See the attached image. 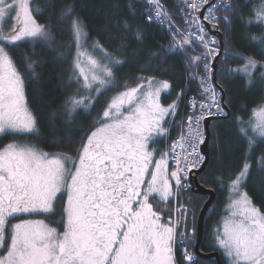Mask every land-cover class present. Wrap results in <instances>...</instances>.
Segmentation results:
<instances>
[{
	"label": "snow or ice",
	"instance_id": "1",
	"mask_svg": "<svg viewBox=\"0 0 264 264\" xmlns=\"http://www.w3.org/2000/svg\"><path fill=\"white\" fill-rule=\"evenodd\" d=\"M144 5L147 21L163 26L170 37L167 47L152 58L163 61L181 55L187 82L197 85L200 99L188 98L191 111L178 119L188 86L164 106L161 95L170 96L172 85L149 76L141 77L135 87L126 83L123 91L105 100L107 93L120 87L115 83V66L124 62L98 41L89 50L88 33L74 5L64 3L57 24L70 26L76 49L69 77L76 87L65 101L66 115L72 118L82 110L81 115L91 116L97 104L105 106L75 156L17 142L0 148V264H200L190 250L195 246L196 211L189 213L192 201L182 197L192 191L191 176L208 183L202 176L207 157L201 145L208 139L207 128L228 118L223 85L217 87L216 75H242L251 83L257 72L264 78V61L237 57L229 53L227 40L222 49L210 35L221 25L231 26L239 8L236 0H179L173 10L163 0H144ZM55 8L48 0V9ZM128 8L134 18L135 3L130 0ZM43 14L36 0H0V136L14 141L39 138L16 57L25 73L34 77L38 61L21 50L51 45V24L39 22ZM247 23L261 29L249 39L264 55V0L252 8ZM123 28L125 39L143 40L142 31H133L127 22ZM235 58L242 60V66L226 68L227 60ZM218 63L225 67L218 70ZM209 117L217 120L205 125ZM172 127L180 130L178 138L167 151L158 152L155 145L169 137ZM237 127L247 150L234 175L215 180L229 194L225 217L215 229V246L228 264H264V211L246 190L252 154L264 145V105L254 108L248 121L238 119ZM255 163L264 172V155ZM57 217L63 231L46 222Z\"/></svg>",
	"mask_w": 264,
	"mask_h": 264
},
{
	"label": "trees",
	"instance_id": "2",
	"mask_svg": "<svg viewBox=\"0 0 264 264\" xmlns=\"http://www.w3.org/2000/svg\"><path fill=\"white\" fill-rule=\"evenodd\" d=\"M37 4L44 10L39 22L51 24L53 40L51 45L41 44L30 51L29 55L38 61L36 75L34 77L25 73L24 66L19 63L18 67L24 75L25 92L28 106L38 122L39 138L27 137L26 140L36 142L40 146L51 151L73 152L80 147L82 139L94 126L97 113L101 112L105 104L96 105L91 116H84L78 111L69 118L65 112V101L69 94V76L72 70V53L74 51L73 39L68 24H57V18L63 4L72 3L76 15L80 18L88 33L87 43L99 42L116 59L123 61L121 65L115 66V83L117 89L107 93L105 100L115 95L117 91H123L126 83L135 87L141 77L154 76L158 80H168L172 85L171 95L163 94L164 104L172 103L175 94L187 85L185 102L181 103L178 119H182L186 110L187 99L196 93L197 85L188 84L187 68L185 59L179 55H170L166 60L153 59V54L160 52L162 47H167L170 42L165 28L158 23H149L143 15L145 10L144 0H131L135 3V17L129 13L130 0H52L56 5L55 10L48 9V0H36ZM169 10H173L179 0H163ZM259 0H236L239 5L237 16L233 18L231 26L224 29L223 25L219 32L222 35L223 47L227 40L229 53L237 57H254L258 61H264L261 49L257 48L249 39L252 35H258L260 28L247 23L249 13ZM173 15L177 21L181 18L175 12ZM131 25L133 31L140 30L144 33L142 41L125 39L127 30L123 28L124 23ZM216 37V36H215ZM217 38V37H216ZM218 39V38H217ZM22 51V50H21ZM223 59L219 57L218 60ZM219 70L224 68L223 64H216ZM242 66L239 58L228 59L226 68L234 69ZM219 80L217 84L224 94V106L229 112L228 118H219L220 122H214L209 127V154L208 162L202 176L207 184L198 182L206 188L212 189L215 201L211 206L212 211H207L204 220V234L201 242V250L211 252L217 249L207 241L210 219H218L222 215L221 202H224L228 194L226 188H221L215 183L219 176L234 175L242 166L246 141L238 135L237 120L248 121L252 110L264 104V78L257 72L251 83L242 75L223 76L216 75ZM217 119L212 120L216 121ZM179 129L173 128L170 137L165 144V151L169 149L171 140L178 134ZM23 139V140H25ZM55 141V143H54ZM264 155V145L256 148L252 154L253 167L249 177L246 190L252 198L253 204L264 211V172L260 171L255 161ZM191 199L190 212L195 209V227L197 216L207 196L188 191L183 194L182 200ZM189 229L192 220L189 218ZM195 244V241H194ZM194 251V247L190 249ZM180 252L177 250V257ZM199 259V258H198ZM200 264H216L214 259H199ZM222 262L224 259L222 256Z\"/></svg>",
	"mask_w": 264,
	"mask_h": 264
},
{
	"label": "water",
	"instance_id": "3",
	"mask_svg": "<svg viewBox=\"0 0 264 264\" xmlns=\"http://www.w3.org/2000/svg\"><path fill=\"white\" fill-rule=\"evenodd\" d=\"M207 26H208V28L212 27L211 25H207ZM210 34H212L218 38V40L220 42V47L223 49V39H222L221 33L219 31H215V32H212ZM218 58L219 57H217V59ZM215 67H216V65H215ZM223 100H224V94H223ZM228 116H229V112H228ZM212 120H214V119H207L205 121V125H208ZM207 136H208V139L206 140V143L202 146L203 153L207 157L206 163L202 169V172L204 171V169L207 165V162H208L209 136H210L209 127L207 128ZM192 183H193L192 184L193 193L199 194L202 196H207V199L204 202V204H203L202 208L200 209L198 216H197L194 254L197 255V257L199 259H214L216 264H222V255L219 251L214 250V251L207 253V252L202 251L200 248L202 238H203V233H204L205 216H206V213H207L209 207L212 206V204L214 203L216 194L212 189L206 188L203 185H201L198 182V176L192 177Z\"/></svg>",
	"mask_w": 264,
	"mask_h": 264
},
{
	"label": "flooded vegetation",
	"instance_id": "4",
	"mask_svg": "<svg viewBox=\"0 0 264 264\" xmlns=\"http://www.w3.org/2000/svg\"><path fill=\"white\" fill-rule=\"evenodd\" d=\"M30 47H31V45H29V46H26L24 49H22V51L23 52H26V53H28L29 54V52H31L30 51ZM17 59V58H16ZM25 87V86H24ZM25 98H26V103H27V97H26V92H25ZM27 107H28V109H29V111L31 112V110H30V108H29V106H28V103H27ZM32 113V112H31ZM33 114V113H32ZM34 116V115H33ZM94 127V126H93ZM93 127H91L90 128V130H92V128ZM174 127H172V128H170V131L173 129ZM90 130H89V132H90ZM27 137H32V136H25V138H27ZM170 137V136H169ZM168 137V138H169ZM24 137L23 138H19V137H17V138H15V141H14V139H13V137H11V136H9L8 138H4V137H2V136H0V148H3L6 144H8V143H12V142H17V143H21V144H28V145H30V146H34V147H36V148H38V149H40V150H42V151H44V152H49V153H55V152H59V151H51V150H48V149H46V148H44V147H42V146H40L39 144H37L36 142H33V141H29V140H26ZM168 138H160L161 139V142H159V143H157L156 145H155V147H156V149L158 150V152L159 151H165V144H166V141H167V139ZM23 139H25V140H23ZM79 148H77L76 149V152H71V155L72 156H75L76 154H77V150H78ZM60 153H65V152H60ZM67 154H70V152H67ZM158 158V157H157ZM170 170H171V165H170ZM173 208H175V205H173L172 206ZM24 218H31V219H42L43 217H41V216H32V217H28V216H25ZM166 219H167V217H165ZM15 222H18V221H13V223H15ZM47 223H49L50 224V226H52V227H56V228H58L60 231H63V227H62V224L60 223V221H59V217H57L56 218V220L55 221H46ZM222 264H223V262H222Z\"/></svg>",
	"mask_w": 264,
	"mask_h": 264
},
{
	"label": "rangeland",
	"instance_id": "5",
	"mask_svg": "<svg viewBox=\"0 0 264 264\" xmlns=\"http://www.w3.org/2000/svg\"><path fill=\"white\" fill-rule=\"evenodd\" d=\"M210 35H212V34H210ZM94 43H87V46L89 47V50H91V46L93 45ZM73 46H74V51H73V53H72V62H73V58H74V56H75V53H76V49H75V45H74V43H73ZM217 67V66H216ZM72 71L73 70H71V74H70V76L72 75ZM69 76V77H70ZM68 84H69V87H68V90H69V94L71 95L72 94V92L75 90V87H76V85H75V83L74 82H70V80H69V82H68ZM217 87H218V85H217ZM223 93V92H222ZM163 95V94H162ZM162 95H161V97H162ZM164 106H167L168 104H171V103H168V104H164L163 102H162V98H161V101H160ZM264 105V104H263ZM78 111H82V110H78ZM210 119H217V118H210ZM89 133V132H88ZM86 137V136H85ZM59 152H62V151H59ZM73 152H76V150H74ZM66 153V152H65ZM69 155H71V153L69 154ZM205 170V169H204ZM193 177V176H192ZM191 181H192V179H191ZM193 184V183H192ZM228 199H229V194H227L226 195V197H225V200H224V202H221V204H220V206H221V211L223 212L222 213V215H221V217H219L217 220L216 219H214V218H211L210 219V221H211V224L209 225V230H208V234H207V241L208 242H210V244L209 245H212V247L210 246V247H207V248H214V249H216V246H215V229L221 224V222H222V220L224 219V217H225V214H226V206H227V204H228ZM189 207V206H188ZM189 213H191L190 212V207H189ZM189 218H191V216H189ZM190 220V219H189ZM190 230V229H189ZM204 234V233H203ZM217 251H219L220 253H221V255L223 256V259H224V263L225 264H228V258L223 254V252L222 251H220V250H217Z\"/></svg>",
	"mask_w": 264,
	"mask_h": 264
},
{
	"label": "built area",
	"instance_id": "6",
	"mask_svg": "<svg viewBox=\"0 0 264 264\" xmlns=\"http://www.w3.org/2000/svg\"><path fill=\"white\" fill-rule=\"evenodd\" d=\"M206 23V22H205ZM219 88V87H218ZM193 96H196V99H200V97L198 96V95H196V93H194L193 95H191L189 98H191V97H193ZM223 106H224V103H223ZM225 107V106H224ZM226 109V108H225ZM227 110V109H226ZM191 111V109L189 108V107H187L186 106V110H185V113H184V115H183V118H185L187 115H188V113ZM198 111V110H197ZM182 118V119H183ZM210 118H216V117H209V118H207V119H210ZM221 118H223V117H221ZM206 119V120H207ZM205 120V121H206ZM205 121L203 122L204 124H205ZM180 131V130H179ZM178 135H179V132H178V134L171 140V142H170V144H169V146L172 144V142L174 141V140H176L177 138H178ZM202 146L203 145H201V151H202V153H203V150H202ZM204 154V153H203ZM170 165H171V162H170ZM193 171H195V170H193ZM191 179H192V176H191ZM191 184H192V181H191ZM188 191H186V192H184V193H187ZM177 250H179V246H178V248H177ZM180 252V251H179Z\"/></svg>",
	"mask_w": 264,
	"mask_h": 264
},
{
	"label": "clouds",
	"instance_id": "7",
	"mask_svg": "<svg viewBox=\"0 0 264 264\" xmlns=\"http://www.w3.org/2000/svg\"><path fill=\"white\" fill-rule=\"evenodd\" d=\"M228 113V112H227Z\"/></svg>",
	"mask_w": 264,
	"mask_h": 264
}]
</instances>
